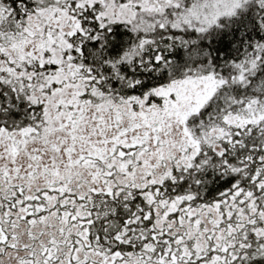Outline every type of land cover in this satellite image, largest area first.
<instances>
[{"label":"snow or ice","instance_id":"6c2138e0","mask_svg":"<svg viewBox=\"0 0 264 264\" xmlns=\"http://www.w3.org/2000/svg\"><path fill=\"white\" fill-rule=\"evenodd\" d=\"M0 264H264V0H0Z\"/></svg>","mask_w":264,"mask_h":264}]
</instances>
